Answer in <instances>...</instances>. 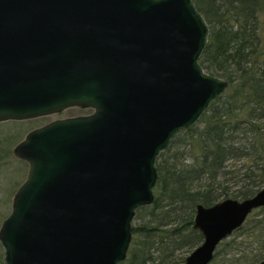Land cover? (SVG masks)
<instances>
[{
    "label": "water",
    "instance_id": "1",
    "mask_svg": "<svg viewBox=\"0 0 264 264\" xmlns=\"http://www.w3.org/2000/svg\"><path fill=\"white\" fill-rule=\"evenodd\" d=\"M208 34L192 0H0V124L91 111L13 148L28 169L0 225L3 264L126 260L157 158L228 89L199 64ZM259 209L264 187L198 205L203 241L184 264H210Z\"/></svg>",
    "mask_w": 264,
    "mask_h": 264
},
{
    "label": "trees",
    "instance_id": "2",
    "mask_svg": "<svg viewBox=\"0 0 264 264\" xmlns=\"http://www.w3.org/2000/svg\"><path fill=\"white\" fill-rule=\"evenodd\" d=\"M192 2L209 30L199 64L226 81L228 89L157 158L154 202L136 211L121 264H184L203 241L193 229L198 205L242 201L264 187V0ZM12 123L0 124V169L17 176L10 193L0 191L4 206L27 165L13 155L17 138L6 130ZM6 212H0V220ZM262 262L264 209H259L219 244L210 264Z\"/></svg>",
    "mask_w": 264,
    "mask_h": 264
},
{
    "label": "rangeland",
    "instance_id": "3",
    "mask_svg": "<svg viewBox=\"0 0 264 264\" xmlns=\"http://www.w3.org/2000/svg\"><path fill=\"white\" fill-rule=\"evenodd\" d=\"M90 114H91L90 110L71 108V109H67V110L63 111L60 114H55V115H51L48 117L38 118L35 120L21 121V122L9 121V122H14L15 124H13V123L9 124L6 127V130L7 131H14L12 136L14 138H17L16 143L12 146V150L16 146V144H18L20 141H22L24 139V137L26 136V134L33 129L41 127V126H43L47 123H50L52 121L71 118V117L87 116ZM23 122H26V123H24L25 125L24 124H18V123H23ZM5 123H8V122H5ZM1 124H4V123H1ZM27 169H28V167L26 165L25 174L20 179V184L24 181V179L26 177ZM16 180H17V176H15L14 174H9L8 172L6 173V171H4L3 169H0V191H2L4 195L10 193L14 189V182ZM14 193H15V191L9 197V203L5 205L7 208L1 204L2 196H0V204H1L0 205V212H4L7 209V212L5 213L3 218H1V220H0V225H1V222L10 213L11 202H12V197H13ZM2 253H3V250H2Z\"/></svg>",
    "mask_w": 264,
    "mask_h": 264
},
{
    "label": "flooded vegetation",
    "instance_id": "4",
    "mask_svg": "<svg viewBox=\"0 0 264 264\" xmlns=\"http://www.w3.org/2000/svg\"><path fill=\"white\" fill-rule=\"evenodd\" d=\"M186 259V258H185ZM185 263V262H184Z\"/></svg>",
    "mask_w": 264,
    "mask_h": 264
}]
</instances>
